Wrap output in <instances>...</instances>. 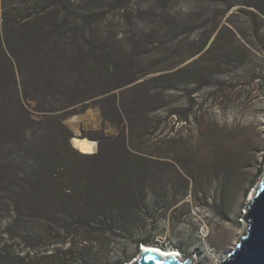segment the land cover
<instances>
[{
  "label": "rangeland",
  "instance_id": "1",
  "mask_svg": "<svg viewBox=\"0 0 264 264\" xmlns=\"http://www.w3.org/2000/svg\"><path fill=\"white\" fill-rule=\"evenodd\" d=\"M17 1L0 0V95L48 117L28 139L68 149L59 120L137 160L131 223L89 244L111 264L143 240L219 264L264 173V0H44L30 19Z\"/></svg>",
  "mask_w": 264,
  "mask_h": 264
},
{
  "label": "trees",
  "instance_id": "2",
  "mask_svg": "<svg viewBox=\"0 0 264 264\" xmlns=\"http://www.w3.org/2000/svg\"><path fill=\"white\" fill-rule=\"evenodd\" d=\"M41 1L18 0L10 9L30 19L44 11ZM60 1L46 0L53 8ZM88 17L84 14L82 21ZM3 56L11 60L5 52ZM13 102L0 95V264H111L89 242L114 229L126 231L131 223L135 155L124 150L117 158L103 148L92 154L71 148L73 136L59 120L58 133L68 149L57 144L58 135L56 142L53 136L44 142L29 140L31 124L42 120L31 118L20 101ZM46 121L48 117L42 121L45 130ZM86 159L105 169L79 167Z\"/></svg>",
  "mask_w": 264,
  "mask_h": 264
},
{
  "label": "water",
  "instance_id": "3",
  "mask_svg": "<svg viewBox=\"0 0 264 264\" xmlns=\"http://www.w3.org/2000/svg\"><path fill=\"white\" fill-rule=\"evenodd\" d=\"M74 138L70 139L72 146ZM245 209L246 212L243 215L246 223L245 229L219 264H264V173L252 195L246 199ZM130 264L195 263H192L190 258L182 259L170 253L164 255L151 246L147 248L140 246L138 257Z\"/></svg>",
  "mask_w": 264,
  "mask_h": 264
},
{
  "label": "bare ground",
  "instance_id": "4",
  "mask_svg": "<svg viewBox=\"0 0 264 264\" xmlns=\"http://www.w3.org/2000/svg\"><path fill=\"white\" fill-rule=\"evenodd\" d=\"M73 146L77 150H79L80 152H84V153H87V154H91V153L94 152V149H95V141L89 140L88 137H75L73 139ZM141 246H143V248H147L148 246H151L154 249H156L158 251H161L164 255H166L167 253L176 254L177 256H179L180 258L183 259V257L181 256V253L179 252V250L174 249V248H170V247H168V248H161V247L155 246L153 244H141ZM190 260L192 261V263L195 262V260L192 259V258H190Z\"/></svg>",
  "mask_w": 264,
  "mask_h": 264
}]
</instances>
